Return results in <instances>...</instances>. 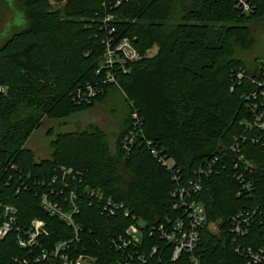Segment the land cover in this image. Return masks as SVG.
I'll return each mask as SVG.
<instances>
[{"label": "trees", "instance_id": "16d2710c", "mask_svg": "<svg viewBox=\"0 0 264 264\" xmlns=\"http://www.w3.org/2000/svg\"><path fill=\"white\" fill-rule=\"evenodd\" d=\"M53 1L15 0L10 7L22 21L14 19L10 27L15 31L1 38L0 199L18 210L17 227L43 220L48 231L41 238L43 248L72 241V256L116 264L123 255L112 239L125 235L136 218L147 230L140 250L148 252L156 243L149 235L152 227L183 214L174 210L175 191L198 180L203 170L196 198L219 233L208 225L202 231L201 264H246L237 248L264 246V131L248 129L254 115L244 98L261 89L248 78L238 83L235 75L243 69L260 81L264 61L249 70L239 53L256 47L250 24L264 22V0H250L251 16L237 9L236 0H125L117 8L105 6L107 0H64L62 10H55ZM109 14L114 20L105 24ZM124 37L143 58L127 64L126 72L116 67L119 86L103 84L106 74L98 71L105 41ZM154 47L156 54L149 56ZM87 85L104 91L79 103L78 91ZM117 89L129 107L120 156L110 152L100 129L58 134L51 159L38 160L25 146L43 118L66 120L90 111ZM131 135L133 143L125 150ZM161 157L174 162L173 171ZM62 168L72 170L65 177L67 187ZM53 188L61 196L53 200L67 210L71 193L76 194L77 232L41 206V196ZM108 199L124 210L111 214L105 209ZM240 214L250 218L244 236L232 232ZM26 260L39 264L18 245L15 232L0 240V264ZM150 264L191 263L186 256L173 262L167 251Z\"/></svg>", "mask_w": 264, "mask_h": 264}, {"label": "built area", "instance_id": "2783aa9c", "mask_svg": "<svg viewBox=\"0 0 264 264\" xmlns=\"http://www.w3.org/2000/svg\"><path fill=\"white\" fill-rule=\"evenodd\" d=\"M124 1L125 0H107L105 6L117 8L121 6ZM236 6L245 16H251L255 12V7L250 0H236ZM113 20L114 16L109 14L104 23L107 24ZM142 58L141 53L130 38L124 37L118 42L106 40L105 53L98 71L99 74L102 72L106 74L102 83L119 86L114 73L116 67L119 66L120 69L126 72L127 64L138 62ZM259 75L260 81H255L253 78H250L243 69H240L235 75V80L238 83L248 78L261 89L244 96L248 102V108L254 115V119L247 124L248 129L252 131L255 129L264 131V64L261 65ZM103 91L104 89L101 86L95 87L87 85L79 89L76 100H78L79 103L91 102V100L95 99L98 95L103 93ZM134 119H137L136 115H134ZM133 140L132 135L125 139V150L130 149ZM232 151H239L238 146H233ZM154 154L157 153L154 152ZM159 161L168 170L173 171V161L163 157H161ZM239 161H244V157L240 156ZM246 166L247 168H251L252 164L246 162ZM61 172L64 179L62 185L67 187L65 177L71 175L72 170L62 168ZM200 175L198 180H192L186 187H180L175 191L173 194V198L175 199L174 210L183 211V214L175 220L167 219L166 223L152 227L149 231V235L154 237L156 243L152 245V248H150L148 252H142L140 250L143 246L142 243L147 230L145 223L141 220H136V218H133V222L126 230L125 235H118L112 239V244L115 249L123 255V259L116 264H150V260L152 261L156 256L161 259L167 251H170V258L173 262L186 256L191 264H201L200 247L202 244V231L205 226L208 225L212 233L218 234L219 227L217 223L208 224L206 207L196 198L202 190L201 177L206 174L201 170ZM28 178L30 179L31 176H28ZM57 180L58 177H55L52 183L56 184ZM20 191L19 189L18 193ZM54 197H56V199L61 197L56 188H53L51 193L41 196V206L47 213L65 221L68 226L73 227L77 232L78 229L74 220L75 216L79 214V208L75 203L77 199L76 194L74 192L71 193V208L68 210L57 200H53ZM96 197L100 200L104 198L101 194H97ZM106 203L108 205L105 209L107 211L109 210L111 214L124 210L123 204L117 203L112 199H108ZM125 215L128 217L129 213L125 211ZM17 220L18 210L14 206L3 204L0 199V240L7 238L15 232L17 234L18 245L23 249H27L31 257H34L37 263L46 264L48 261H57L60 264H92V262H94V259L89 256H72V241L59 242L50 249L43 248L41 238L48 235L47 225L43 220L34 219L27 229L17 227ZM249 224L250 218L240 214L232 221V232L239 236H244L248 232ZM237 252L245 258L246 264H264V246H259L257 248L238 247ZM27 262L28 260L25 261V264Z\"/></svg>", "mask_w": 264, "mask_h": 264}, {"label": "rangeland", "instance_id": "374dc122", "mask_svg": "<svg viewBox=\"0 0 264 264\" xmlns=\"http://www.w3.org/2000/svg\"><path fill=\"white\" fill-rule=\"evenodd\" d=\"M12 1L0 0V36L5 34L8 28L7 37L15 31L14 28L10 27L14 19L17 24L22 21L20 14H14L12 11L10 7ZM65 3L64 0L61 2L54 0L53 7L55 10H62ZM250 26L256 40V47L253 51L239 53V58L249 70L264 61V22L254 21ZM4 41L0 38V45ZM156 52L157 47H154L148 52V55L153 56ZM128 112L129 107L122 91L120 89L113 90L104 101L90 111L73 115L66 120L43 118L41 128L31 136L25 146L35 153L38 160L51 159L53 155L51 142L58 134L100 129L106 135L110 152L120 156L121 135Z\"/></svg>", "mask_w": 264, "mask_h": 264}, {"label": "water", "instance_id": "95a60500", "mask_svg": "<svg viewBox=\"0 0 264 264\" xmlns=\"http://www.w3.org/2000/svg\"><path fill=\"white\" fill-rule=\"evenodd\" d=\"M14 3H15V0H13V1H12V4H10L11 7H13ZM8 30H9V28L7 29L6 33H8ZM6 33H5V36L7 35ZM3 35H4V34H3ZM3 35H1L0 38H2ZM5 36H4V37H5Z\"/></svg>", "mask_w": 264, "mask_h": 264}]
</instances>
